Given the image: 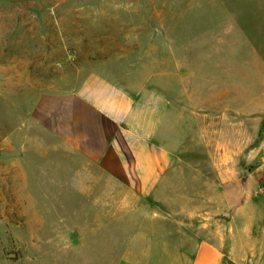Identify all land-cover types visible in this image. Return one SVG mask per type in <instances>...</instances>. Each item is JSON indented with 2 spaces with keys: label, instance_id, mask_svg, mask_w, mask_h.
<instances>
[{
  "label": "rangeland",
  "instance_id": "374dc122",
  "mask_svg": "<svg viewBox=\"0 0 264 264\" xmlns=\"http://www.w3.org/2000/svg\"><path fill=\"white\" fill-rule=\"evenodd\" d=\"M173 45L189 48L184 66ZM97 69L148 98L182 70L192 97L221 95L222 123L207 136L238 154V264H264V0H0V264L143 260L139 231L154 215L138 209L150 203L66 153L33 116L43 95Z\"/></svg>",
  "mask_w": 264,
  "mask_h": 264
},
{
  "label": "crops",
  "instance_id": "0c3cea01",
  "mask_svg": "<svg viewBox=\"0 0 264 264\" xmlns=\"http://www.w3.org/2000/svg\"><path fill=\"white\" fill-rule=\"evenodd\" d=\"M187 49L173 45V63L184 66L178 53ZM176 74L167 77L166 95L152 90L148 98L106 70H91L74 90L43 95L34 120L66 153L80 154L150 203L138 209L154 215L142 222L151 219L150 230L139 231L143 260L118 264H238V154L223 153L222 142L207 136L222 123V98L192 97L185 71ZM174 85L176 94L169 92ZM197 130L203 142L191 138Z\"/></svg>",
  "mask_w": 264,
  "mask_h": 264
},
{
  "label": "built area",
  "instance_id": "2783aa9c",
  "mask_svg": "<svg viewBox=\"0 0 264 264\" xmlns=\"http://www.w3.org/2000/svg\"><path fill=\"white\" fill-rule=\"evenodd\" d=\"M261 192L264 193V185L261 188Z\"/></svg>",
  "mask_w": 264,
  "mask_h": 264
}]
</instances>
